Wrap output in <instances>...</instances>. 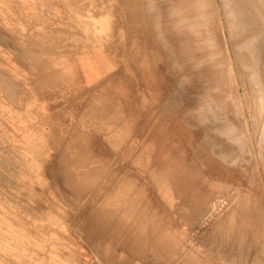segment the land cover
<instances>
[{
	"label": "rangeland",
	"instance_id": "1",
	"mask_svg": "<svg viewBox=\"0 0 264 264\" xmlns=\"http://www.w3.org/2000/svg\"><path fill=\"white\" fill-rule=\"evenodd\" d=\"M195 1L232 52L227 0ZM185 4L0 0V264H264V85L248 84L245 49L249 80L228 100ZM78 165L94 170L80 188L65 176ZM116 206L136 252L101 225Z\"/></svg>",
	"mask_w": 264,
	"mask_h": 264
},
{
	"label": "bare ground",
	"instance_id": "2",
	"mask_svg": "<svg viewBox=\"0 0 264 264\" xmlns=\"http://www.w3.org/2000/svg\"><path fill=\"white\" fill-rule=\"evenodd\" d=\"M144 1V0H143ZM185 2H186V4L185 5H187V7H186V14H185V16H184V18H183V20H182V22H184V25H185V23H186V25L184 26L186 29H191V31H193L195 34H199L200 32H199V29H197L198 28V25H201V26H204V30L205 31H203V33H205V35L206 36H204L205 37V39L203 40V41H201L200 42V44L202 45L203 43L205 44L206 43V45L209 47L210 46V48H216L217 49V52H216V55L217 56H221V59H220V62L218 63V67H219V69H220V75H221V81L223 82V86H225L227 89H228V91H225V95L227 96V98H228V100H230L233 104H235V103H237V99L238 98H240L238 95H237V91L239 90V89H242L243 87H244V85H246L247 86V83H248V80L246 79V76L244 75V73L242 72V73H240V74H236V72H237V70H238V68L240 67L241 69H242V71H243V69H245V68H249V67H247L248 65H247V61L248 60H244V58L242 57V53L244 52V50L246 49V50H249L250 52H251V54L253 55V53H254V57H255V59L256 60H254L255 62H256V66H255V68L254 67H252V64H251V70L253 71V68H254V72L256 71V69H257V73L255 74L254 73V75L255 76H251V78H250V80H249V83L248 84H250V81H251V83L252 84H254V85H264V22H263V16H264V0H227L226 1V3H224L223 4V7H224V10H225V13H223V14H225L224 16V18L228 21H226L228 24H229V27H227V29L229 28V35H230V39H232L230 42H231V47L233 46V43H235V42H233V41H236V43H235V45H234V49L232 50V52H231V50H228V53L226 52V51H221V48L219 47V43H218V40H217V37H216V34H215V31H214V29H213V24H212V18L214 17L213 15L212 16H209L208 14H206V13H204L203 12V10H202V8H201V6L203 7V5H198L197 4V1H195V0H184ZM199 1V0H198ZM247 3H246V2ZM145 2H149V1H145ZM196 2V3H195ZM243 3H244V5L246 4V6H244L243 5ZM147 5H148V3H147ZM193 5V6H192ZM206 6H209V5H206ZM190 7V8H189ZM191 7H193V8H191ZM243 7V8H242ZM162 8V7H161ZM206 8V7H205ZM208 8V7H207ZM177 9V8H176ZM209 9V8H208ZM208 9L207 10H205V12L206 11H208ZM212 9V8H211ZM211 9H210V11H211ZM222 9V8H221ZM146 10V9H145ZM209 11V12H210ZM220 11V10H219ZM185 12V11H184ZM213 12V11H212ZM223 12V11H222ZM145 13V12H144ZM211 13V12H210ZM192 14V19L191 20H188L187 18H186V16H188V15H191ZM60 15V14H59ZM221 15V14H220ZM174 18V17H173ZM237 19V22H234L235 20ZM180 21H181V18L179 19ZM178 20V21H179ZM231 20H233V23H231ZM225 21V20H224ZM200 22H201V24H200ZM166 23H167V21H166ZM180 23V22H179ZM182 24V23H181ZM180 24V25H181ZM216 24V23H215ZM214 24V25H215ZM167 25V24H166ZM170 25V24H169ZM179 25V24H178ZM178 25H177V28H178ZM217 25H219V24H217ZM171 26V25H170ZM169 27V26H168ZM182 27V26H181ZM216 27V26H215ZM233 27V28H232ZM179 28H180V26H179ZM225 28V27H224ZM3 29V28H2ZM176 29V28H175ZM220 29V28H219ZM226 29V30H227ZM177 30H179V29H177ZM234 30V31H233ZM228 31V30H227ZM236 31H237V33H236ZM239 31H240V33H239ZM242 31V32H241ZM175 32H176V30H175ZM179 32V31H178ZM236 34H235V33ZM219 33H220V31H219ZM221 33H222V31H221ZM4 34H5V32H4ZM8 34V33H7ZM177 35H178V37L180 36V34H178L177 33ZM201 35V34H200ZM181 36H182V34H181ZM163 37V36H162ZM161 37V38H162ZM199 36H197V38H198ZM195 38V37H194ZM200 38V37H199ZM198 38V39H199ZM6 39V38H5ZM167 39V38H166ZM181 39V38H180ZM4 40V39H3ZM164 40V39H163ZM1 41V40H0ZM4 41H7V40H4ZM3 41V42H4ZM165 41V40H164ZM167 41V40H166ZM171 41V40H170ZM175 41V40H174ZM177 41V40H176ZM229 42V43H230ZM233 42V43H232ZM164 43H166V42H164ZM191 43V41L189 42V44ZM193 43V42H192ZM194 44V43H193ZM200 44L198 45V46H200ZM4 45H5V43H4ZM164 45H169V44H164ZM182 45V44H181ZM188 45V44H187ZM18 46V45H17ZM189 46V45H188ZM182 47H185V46H182ZM186 48V47H185ZM204 48V47H203ZM23 50V49H22ZM183 50V49H182ZM190 50H191V48H190ZM19 51V50H18ZM27 51V50H26ZM30 51V50H29ZM188 51V50H187ZM42 52V51H41ZM197 52V51H196ZM27 53V52H26ZM25 53V54H26ZM36 53V52H35ZM188 53V52H187ZM194 53H195V51H194ZM199 53V52H198ZM247 53V52H246ZM249 53V52H248ZM41 54V53H40ZM198 55V54H197ZM201 55H205V53H202ZM200 55V56H201ZM213 56H215V54L213 53L212 54ZM228 55V56H227ZM43 56V55H42ZM193 57L192 58H194L195 57V55H192ZM227 56V57H226ZM31 57V56H30ZM46 57V56H45ZM188 57H190L191 58V56L189 55ZM38 58V57H37ZM196 58H197V56H196ZM214 58V57H213ZM21 59V58H20ZM19 59V60H20ZM198 59H199V57H198ZM249 59H250V57H249ZM252 59V58H251ZM33 60V59H32ZM44 60V59H43ZM192 59H190V61H191ZM208 60V59H207ZM38 61V60H37ZM197 61V60H196ZM195 61V62H196ZM253 61V62H254ZM26 62V61H25ZM47 62V61H46ZM201 62V61H200ZM38 63V62H37ZM50 63V62H49ZM49 63H47V64H49ZM249 63V62H248ZM24 64V63H23ZM43 64V63H42ZM58 65V64H57ZM250 65V64H249ZM202 66V65H201ZM200 67V66H199ZM217 67V68H218ZM53 68V67H52ZM222 68H225L224 70L222 69ZM30 70V69H29ZM246 70V69H245ZM56 71V70H55ZM69 71V70H68ZM73 71V70H72ZM75 71V70H74ZM250 70H248V72H249ZM71 72V71H70ZM30 73V72H29ZM49 73V72H48ZM39 74V73H38ZM47 74V73H46ZM40 75V74H39ZM55 75V74H54ZM67 75V74H66ZM76 75V74H75ZM250 75V74H249ZM252 75V74H251ZM52 76V75H51ZM57 76V75H56ZM62 76V75H61ZM46 77V76H45ZM74 77V76H73ZM80 77V76H79ZM78 77V78H79ZM67 78V77H66ZM35 79V78H34ZM51 79H52V77H51ZM58 79V78H57ZM243 79H244V81H243ZM70 80V79H69ZM52 81H53V79H52ZM243 82H245V83H243ZM52 83V82H51ZM62 83V82H61ZM218 83V82H217ZM252 84H250L252 87L254 86V85H252ZM66 85V84H65ZM204 86V85H203ZM60 87H61V85H60ZM250 87V86H249ZM248 87V88H249ZM58 88V87H57ZM259 88H260V86H259ZM61 89V88H60ZM219 89H220V87H219ZM250 89H252V88H250ZM264 89V88H263ZM44 90V89H43ZM222 89H220V91H221ZM253 90V89H252ZM251 90V91H252ZM256 90V89H255ZM46 91V90H45ZM57 91V90H56ZM222 92V91H221ZM227 92H228V94H227ZM253 92H254V90H253ZM260 92V91H259ZM262 92V91H261ZM50 93V92H49ZM236 93V94H235ZM252 93V92H251ZM48 94V93H47ZM224 94V93H223ZM254 94H256V91H255V93ZM253 94V95H254ZM51 96V95H50ZM255 96H259L258 95V92H257V95H255ZM261 96V95H260ZM105 97H107V96H105ZM117 98V97H116ZM115 98V99H116ZM242 98V97H241ZM107 101V100H106ZM236 101V102H235ZM97 103H98V101H97ZM104 103V102H103ZM113 103V102H112ZM55 104V103H54ZM99 104V103H98ZM205 104V103H204ZM51 105V104H50ZM113 105V104H112ZM52 106V105H51ZM103 106V105H102ZM101 106V107H102ZM108 106V105H107ZM54 107V106H53ZM65 108V107H64ZM68 109V108H67ZM96 109V108H95ZM109 109V108H108ZM98 110V109H97ZM260 110V109H259ZM110 112V111H109ZM122 112V111H121ZM55 114V113H54ZM107 115V114H106ZM63 116V115H62ZM100 116V115H99ZM98 116V117H99ZM48 119V118H47ZM90 119V118H89ZM53 120V119H52ZM55 120V119H54ZM62 120V119H61ZM86 121V120H85ZM55 122V121H54ZM64 122V121H63ZM49 124H50V122H49ZM52 124V123H51ZM224 125V124H223ZM51 126V125H50ZM91 126V125H90ZM55 128V127H54ZM125 128V127H124ZM57 129V128H56ZM78 129V128H77ZM97 129V128H96ZM60 130V129H59ZM100 132V131H99ZM46 133V132H45ZM55 133V132H54ZM222 133H224L225 135H228L229 136V138L232 140V141H235V140H233L234 139V136H231L230 135V133L228 132V131H226V130H222ZM129 134V133H128ZM46 135V134H45ZM76 135V134H75ZM55 136V135H54ZM47 137V136H46ZM49 137V136H48ZM80 138V137H79ZM57 139V138H56ZM109 140V139H108ZM49 141V140H48ZM120 141V140H119ZM125 141V140H124ZM123 141V142H124ZM79 142V141H78ZM72 143V142H71ZM118 143V142H117ZM113 146V145H112ZM118 146H120V145H118ZM115 148H116V146H115ZM79 149H81V148H79ZM117 149V148H116ZM133 150V149H132ZM78 151V150H77ZM85 151H87V150H85ZM93 151V150H92ZM117 151V150H116ZM67 152V151H66ZM90 152V151H89ZM133 152V151H132ZM141 152V151H140ZM65 153V152H64ZM76 153H78V152H76ZM81 153V152H80ZM80 153H79V155H80ZM84 153V152H83ZM91 153V152H90ZM142 153V152H141ZM75 155V154H74ZM92 155V154H91ZM127 155V154H126ZM134 155V154H133ZM136 155H138V154H136ZM90 156V155H89ZM140 156V155H139ZM76 157V156H75ZM63 158V157H62ZM76 161V160H75ZM84 161V160H83ZM95 161H96V159H95ZM72 162V161H71ZM84 163V162H83ZM82 163V164H83ZM86 163V162H85ZM84 163V164H85ZM112 163V162H111ZM143 163V162H142ZM62 164V163H61ZM93 164V163H92ZM124 164H125V162H124ZM67 165H68V163H67ZM89 165H91V164H89ZM109 165V164H108ZM59 166H61V165H59ZM74 166V165H73ZM72 166V167H73ZM79 166V165H78ZM77 166V167H78ZM82 166V165H81ZM85 166V165H84ZM99 166H100V164H99ZM80 167V166H79ZM86 167V166H85ZM89 167V166H88ZM96 167H97V165H96ZM107 167V166H106ZM106 167H105V169H106ZM60 168V167H59ZM66 165H65V170H66ZM70 168V167H69ZM68 168V169H69ZM151 168V167H150ZM67 169V170H68ZM72 169V168H71ZM74 169V168H73ZM87 169H89V168H86V170H85V168L84 167H80V168H76V169H74V170H70V172L66 175L65 174V176H69V179H68V181L70 180V179H72V181H73V179L75 180L76 178H77V180L74 182V185L76 186V188H80V186H82V184L85 182V181H87L88 182V177H91V172H90V170H92V169H90V170H88L87 171ZM97 169V168H96ZM104 169V170H105ZM82 170H84V171H82ZM113 170V169H112ZM69 171V170H68ZM93 172H94V170H92ZM108 171V170H107ZM88 172L90 173V174H88ZM103 172V171H102ZM63 173H64V171H63ZM96 173V172H95ZM98 173H100V172H98ZM98 173H96V174H98ZM106 173H108V172H106ZM61 174H62V172H61ZM94 174V173H93ZM64 175V174H63ZM62 175V176H63ZM89 175V176H88ZM95 175V174H94ZM61 176V177H62ZM65 176H63V177H65ZM96 176V175H95ZM98 176V175H97ZM119 176V173L116 175V176H114L113 178H111L109 181H108V184L106 185V186H104V188L102 189V191H101V193L102 194H104L106 191H109V188L114 184V182H115V184H117L116 182L118 181V183H120V181L119 180H117V177ZM159 176V175H158ZM60 177V178H61ZM62 177V178H63ZM82 177V179L80 180V178ZM101 177V176H100ZM61 178V179H62ZM93 178V177H92ZM95 178V177H94ZM98 178V177H97ZM158 178H160V177H158ZM32 179V178H31ZM90 179V178H89ZM63 180H65V182L67 183L68 181H67V179H63ZM144 180H146V179H144ZM148 180V179H147ZM72 181H70L69 183H71ZM135 181V180H134ZM155 181V180H154ZM64 182V183H65ZM122 182V181H121ZM126 182V181H125ZM128 182V181H127ZM157 182V181H156ZM91 183V182H90ZM158 183V182H157ZM37 184V183H36ZM73 184V183H72ZM128 184V183H127ZM129 184L131 185L132 183L131 182H129ZM135 184V183H134ZM165 184V183H164ZM168 184V183H167ZM64 185H69V184H64ZM156 185V184H155ZM71 186V185H70ZM75 186H74V188H75ZM97 186H99V185H97ZM102 186V185H101ZM114 186V185H113ZM121 186V185H120ZM127 186V185H126ZM134 186V185H133ZM160 186V185H159ZM72 188H71V190H73V186H71ZM89 187V186H88ZM122 187H125V186H121L120 188L122 189ZM131 187V186H130ZM164 187V186H163ZM75 188V189H76ZM132 188V187H131ZM135 188V187H134ZM74 189V190H75ZM87 189V188H86ZM111 189V188H110ZM133 189V188H132ZM131 189V190H132ZM136 189V188H135ZM135 189H133V190H135ZM88 190V189H87ZM93 190V189H92ZM98 190V189H97ZM117 190V189H116ZM125 190V189H124ZM138 190V189H137ZM162 190V189H161ZM96 191V190H95ZM95 191H94V193H95ZM120 191V190H119ZM123 191V190H122ZM121 191V192H122ZM158 191H159V189H158ZM83 192H85V191H83ZM97 193H98V191H96ZM120 192V193H121ZM124 192V191H123ZM127 192V191H126ZM130 192V191H129ZM87 193H89V192H87ZM125 193V192H124ZM165 193V192H164ZM65 194V193H64ZM84 194V193H83ZM114 194H116V191L114 192ZM136 194H137V192H136ZM139 194V193H138ZM137 194V195H138ZM142 195V194H141ZM143 195H145V194H143ZM160 195V194H159ZM174 195V194H173ZM86 196H87V194H86ZM114 196V195H113ZM126 196V195H125ZM128 196V195H127ZM162 196V195H161ZM111 197H112V195H111ZM117 197V196H116ZM115 197V198H116ZM129 197V196H128ZM127 197V198H128ZM139 197H140V195H139ZM143 198H145L144 196H142ZM141 197V198H142ZM164 197V196H163ZM87 198V197H86ZM125 198V197H124ZM175 198V197H174ZM92 199V198H91ZM113 199V198H112ZM117 199V198H116ZM129 199V198H128ZM136 199V198H135ZM84 200H85V198H84ZM87 200V199H86ZM118 200V199H117ZM132 200V199H131ZM140 200V199H139ZM146 200V199H145ZM49 201V200H48ZM119 201V200H118ZM121 201H123V200H121ZM133 201V200H132ZM142 201V200H141ZM143 201H144V199H143ZM142 201V202H143ZM88 202V201H87ZM119 203H120V201H119ZM130 203V202H129ZM135 203V202H134ZM168 203V202H167ZM102 204V203H101ZM110 204V203H109ZM113 204V206L115 205V204H118V203H116V201H115V203H112ZM111 204V205H112ZM131 204V203H130ZM130 204H129V208H127V207H125V208H127V209H125V211H123V212H127L128 210H130ZM133 204V203H132ZM137 204V203H136ZM139 204V203H138ZM166 204V203H165ZM214 204V203H213ZM110 205V206H111ZM120 205H123V203L122 204H120ZM216 205H217V203H216ZM220 205V204H219ZM136 206V205H135ZM138 206V205H137ZM56 207V206H55ZM86 207V206H85ZM117 207V206H116ZM119 207V206H118ZM118 207H117V209H118ZM122 208H123V206H121ZM120 207V208H121ZM142 207V206H141ZM175 207V206H174ZM111 208V207H110ZM115 208V207H114ZM118 209V210H116V212H114V209H111V210H113V211H107V210H109L108 208L106 209V212L103 214V221L101 222V223H103V224H101L102 226H104L105 224H107V225H105L104 227H106L107 226V228L106 229H108V227L110 228L109 230H113L114 232H115V234H117V238H118V236H119V238L117 239V240H119L120 239V241H121V243H120V241H117V242H119L120 244H121V246L122 247H126V246H130L131 247V249H129L128 248V252L130 253V252H136L135 250H137V248L138 247H136V246H138V245H136L135 246V242H134V244H133V238L129 235V234H131L132 235V233H130L131 232V230H133V229H131V228H133V226L131 227L130 226V222H132L133 220H130L128 223L126 222V221H124V219L125 218H121L122 220H119L120 219V217H119V219H118V215L120 214V212H122L121 211V209ZM139 208H140V206H139ZM138 208V209H139ZM143 208V207H142ZM141 208V209H142ZM145 208V207H144ZM36 209V208H35ZM47 209V208H46ZM59 209V208H58ZM132 210L134 209L133 208V205H132V208H131ZM137 209V210H138ZM140 209V210H141ZM146 209V208H145ZM147 209H149V208H147ZM190 209V208H189ZM54 210H56V209H54ZM132 210L131 211H128L129 212V214H131V213H133V214H136V211H135V213L134 212H132ZM134 210H136V207H135V209ZM133 210V211H134ZM103 211V210H102ZM147 211H149V210H147ZM147 211H146V213H147ZM207 211V210H206ZM205 211V212H206ZM263 211V210H262ZM137 212H139V211H137ZM264 212V211H263ZM117 213H119V214H117ZM206 213H208V211L206 212ZM101 214V213H100ZM133 214H131V216L133 215ZM123 215V214H122ZM121 214L119 215V216H122ZM137 215V214H136ZM138 215H140V212H139V214ZM137 215V216H138ZM202 215V214H201ZM100 216V215H99ZM126 216H128V215H126ZM125 216V217H126ZM130 216V215H129ZM128 216V217H129ZM134 216V215H133ZM148 216V215H147ZM184 216V215H183ZM202 216H205V215H202ZM102 218V217H101ZM131 218H133V217H131ZM184 218V217H183ZM205 218V217H204ZM203 217H202V219L203 220H205ZM116 219V220H115ZM130 219V218H129ZM128 219V220H129ZM140 219V218H139ZM147 220V219H146ZM193 220V219H192ZM138 221V220H137ZM153 221V220H152ZM143 222V221H142ZM150 222V221H149ZM154 222V221H153ZM193 222V221H192ZM157 223V222H156ZM109 224L111 225V226H109ZM137 224V223H136ZM139 224H142V223H139ZM208 224V223H207ZM99 225H100V223H99ZM145 225V224H144ZM160 225V224H159ZM142 226H143V224H142ZM131 227V228H130ZM134 227H135V223H134ZM138 227V226H137ZM140 227V226H139ZM140 228H142V227H140ZM140 228L138 229V231L140 230ZM147 228V227H146ZM151 228H153V226L151 227ZM106 229H104L105 230V232H106ZM145 229V228H144ZM144 231V230H143ZM150 231H151V229H150ZM155 231V230H154ZM114 232H113V234H114ZM133 232V231H132ZM135 232V231H134ZM145 232H146V230H145ZM152 232V231H151ZM43 233V232H42ZM141 233V232H140ZM153 233V232H152ZM46 234V233H45ZM145 234V233H144ZM160 234V233H159ZM138 235H140V234H138ZM150 235H151V233H150ZM153 235V234H152ZM151 235V236H152ZM113 236H116V235H113ZM137 236V235H136ZM142 237H143V235H142ZM157 237V236H156ZM150 238V237H149ZM155 238V237H154ZM103 239V238H102ZM152 239V238H151ZM106 240V239H105ZM160 240V239H159ZM113 241V240H112ZM114 241H115V239H114ZM135 241V240H134ZM146 241V240H145ZM139 242V241H138ZM156 242H157V240H156ZM132 243V244H131ZM156 244V243H155ZM113 245H116V242H115V244H113ZM148 246H149V244H148ZM161 246V245H160ZM163 246V245H162ZM143 247V246H142ZM116 248V247H115ZM120 248V247H119ZM162 248V247H161ZM170 249V248H169ZM256 249V248H255ZM130 250H132V251H130ZM147 250V249H146ZM140 251V250H139ZM145 251V250H144ZM161 250H159L158 252H160ZM141 252V251H140ZM139 252V253H140ZM155 252H156V250H155ZM163 252V251H162ZM165 252V251H164ZM172 252V251H171ZM157 253V252H156ZM165 253H167V252H165ZM144 254H145V252H144ZM169 254V253H168ZM243 254V253H242ZM166 255V254H165ZM164 255V256H165ZM160 256V255H159ZM243 256V255H242ZM158 259V258H157ZM237 259V258H236ZM137 263V262H136ZM246 263H247V261H246ZM245 264V263H244Z\"/></svg>",
	"mask_w": 264,
	"mask_h": 264
},
{
	"label": "crops",
	"instance_id": "3",
	"mask_svg": "<svg viewBox=\"0 0 264 264\" xmlns=\"http://www.w3.org/2000/svg\"><path fill=\"white\" fill-rule=\"evenodd\" d=\"M96 73H97L98 75H100V74H101V73H100V70H99V71L97 70V72H96Z\"/></svg>",
	"mask_w": 264,
	"mask_h": 264
}]
</instances>
